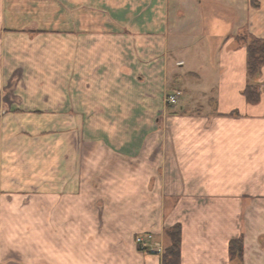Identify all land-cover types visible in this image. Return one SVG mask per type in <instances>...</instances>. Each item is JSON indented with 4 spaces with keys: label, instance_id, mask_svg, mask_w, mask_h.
Returning <instances> with one entry per match:
<instances>
[{
    "label": "crops",
    "instance_id": "crops-1",
    "mask_svg": "<svg viewBox=\"0 0 264 264\" xmlns=\"http://www.w3.org/2000/svg\"><path fill=\"white\" fill-rule=\"evenodd\" d=\"M66 1L0 0V264H264V0Z\"/></svg>",
    "mask_w": 264,
    "mask_h": 264
},
{
    "label": "trees",
    "instance_id": "trees-1",
    "mask_svg": "<svg viewBox=\"0 0 264 264\" xmlns=\"http://www.w3.org/2000/svg\"><path fill=\"white\" fill-rule=\"evenodd\" d=\"M238 41L242 42L248 53L247 70L249 82L244 90V95L250 103H256L260 99V87L257 78L264 67V38H259L248 33H242L238 37ZM166 234L170 239V245L164 249L162 254V264H180L181 256V240L182 227L180 224L166 230ZM243 239L237 238L230 241L229 252L231 260L241 261L243 258Z\"/></svg>",
    "mask_w": 264,
    "mask_h": 264
},
{
    "label": "built area",
    "instance_id": "built-area-1",
    "mask_svg": "<svg viewBox=\"0 0 264 264\" xmlns=\"http://www.w3.org/2000/svg\"><path fill=\"white\" fill-rule=\"evenodd\" d=\"M180 96V91H176L173 94H169L166 97L167 104H177ZM135 241L139 250L142 252L160 253L163 251L161 248V243L155 239V236L152 233L138 235L136 236Z\"/></svg>",
    "mask_w": 264,
    "mask_h": 264
},
{
    "label": "rangeland",
    "instance_id": "rangeland-1",
    "mask_svg": "<svg viewBox=\"0 0 264 264\" xmlns=\"http://www.w3.org/2000/svg\"><path fill=\"white\" fill-rule=\"evenodd\" d=\"M60 4H62V6L65 8V9H67V7H68V3H67V1L66 0H60ZM66 13L65 12H61V15H62V25L63 24H65L64 26H67L68 25V17H67V15H65ZM62 34L61 35H63L62 37H64V36H66L67 35V30H65L64 32H61ZM179 103H177V105H178ZM168 239H169V237H168ZM170 240V239H169ZM115 246V245H114ZM162 248V250H163V247H161ZM113 250L111 251V253H117L116 252V249L115 248H112ZM164 252V250L162 251V252H160V253H163ZM112 257H110V259H109V262L110 261H112ZM114 259H115V257H114Z\"/></svg>",
    "mask_w": 264,
    "mask_h": 264
}]
</instances>
